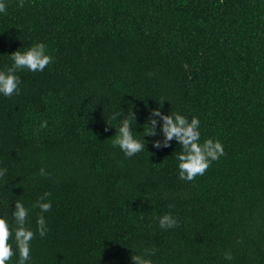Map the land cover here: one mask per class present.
Wrapping results in <instances>:
<instances>
[{
    "label": "trees",
    "instance_id": "1",
    "mask_svg": "<svg viewBox=\"0 0 264 264\" xmlns=\"http://www.w3.org/2000/svg\"><path fill=\"white\" fill-rule=\"evenodd\" d=\"M5 2L0 70L37 42L53 57L0 94V215L14 228L21 201L36 231L51 193L26 264H133L145 249L156 264H264V0ZM158 108L199 118L200 142L226 154L181 180L178 141L153 144L162 119L145 136ZM130 110L145 148L128 158L112 140ZM169 213L179 227L161 229Z\"/></svg>",
    "mask_w": 264,
    "mask_h": 264
},
{
    "label": "clouds",
    "instance_id": "2",
    "mask_svg": "<svg viewBox=\"0 0 264 264\" xmlns=\"http://www.w3.org/2000/svg\"><path fill=\"white\" fill-rule=\"evenodd\" d=\"M18 7H24V0H19ZM0 13L7 14V4L5 0H0ZM13 64L0 70V94L6 97L20 94L21 79L16 74L22 69H28L32 72H42L53 60V57L47 54V45L42 42L34 43L24 51L20 49L10 54ZM163 121L161 131L163 132V141H153L154 147H169L170 142L175 139L178 141L181 151L177 154L179 161V178L186 182L194 181L200 175H204L211 164L219 161L220 157L225 155L222 142L218 139L208 138L201 143L200 120L192 117L191 120L179 113H170L168 115L158 108L150 113L145 136L157 135L156 118ZM116 117L113 116V119ZM136 121L135 112L130 110L128 115L121 120L117 129V134L112 140L113 146H118L126 157L131 158L139 152L143 151L145 144L142 140L134 137L132 131V123ZM47 127V121H43L40 129ZM38 129L37 132L40 130ZM7 173V169H0V178ZM40 175H49L44 168L40 169ZM51 193L45 192L40 197L34 207L40 209V215L37 219V229L39 236L47 235V222L43 213L49 212L52 208L51 201L45 202ZM28 209L21 201L15 202V210L12 211V217L15 227L13 228L6 216L0 215V264H8L12 257L16 254L13 248V235L15 249L18 250V264H26L31 260V241L35 238L36 231L28 226ZM161 229H171L179 227V221L172 214H165L158 218ZM240 243V241H237ZM156 253V249H145L141 255H132L133 264H156L151 257ZM224 258L231 261L233 255L231 251L224 253Z\"/></svg>",
    "mask_w": 264,
    "mask_h": 264
}]
</instances>
